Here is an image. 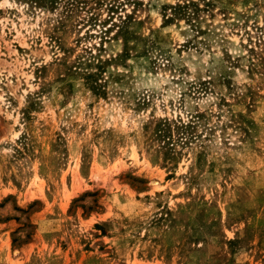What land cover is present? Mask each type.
<instances>
[{"label":"rangeland","instance_id":"374dc122","mask_svg":"<svg viewBox=\"0 0 264 264\" xmlns=\"http://www.w3.org/2000/svg\"><path fill=\"white\" fill-rule=\"evenodd\" d=\"M0 264H264V0H0Z\"/></svg>","mask_w":264,"mask_h":264}]
</instances>
